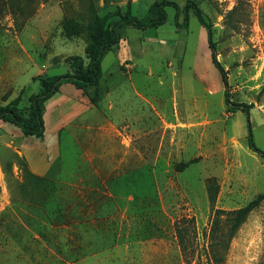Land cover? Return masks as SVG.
Instances as JSON below:
<instances>
[{
	"label": "rangeland",
	"instance_id": "374dc122",
	"mask_svg": "<svg viewBox=\"0 0 264 264\" xmlns=\"http://www.w3.org/2000/svg\"><path fill=\"white\" fill-rule=\"evenodd\" d=\"M157 1L0 0V106L21 95L27 116L42 77L71 72L70 57L87 62L91 22L117 20L129 2L135 16L147 18ZM168 1L181 9L186 3ZM193 1L212 27L227 86L195 11L189 27L177 29L176 11L167 7L168 20L159 28H121L120 44L103 59L101 92L110 86L117 104L104 143L100 136L94 141L93 131L80 146L62 131L61 143L50 150L53 161L40 156L42 141L0 134V210L12 205L18 211L0 213V236L11 238L0 251L13 263L217 264L206 235L216 211L240 209L264 194V158L249 145L251 123L264 153V0ZM65 19L80 23V35H64ZM226 98L252 107L233 112ZM7 215L18 217L16 227L4 223ZM182 218L195 220L191 263L176 236ZM13 234L25 237V245ZM220 264H264V201Z\"/></svg>",
	"mask_w": 264,
	"mask_h": 264
},
{
	"label": "trees",
	"instance_id": "16d2710c",
	"mask_svg": "<svg viewBox=\"0 0 264 264\" xmlns=\"http://www.w3.org/2000/svg\"><path fill=\"white\" fill-rule=\"evenodd\" d=\"M172 7L176 11L175 22L177 29L188 28L190 21V12L194 10L200 24L207 30L208 47L211 52V62L221 73L224 84L227 86V73L217 59L215 44L212 40V27L207 22L202 10L193 0H186L183 9L177 3L168 0H159L151 8V16L147 18H138L130 9V2L125 13L117 12V20H110L106 17L104 20L97 19L88 25V34L90 43L86 48V60L81 56H73L68 59L71 72L64 75L44 76L41 78L42 89L38 94L30 98L27 116L23 115L19 105L22 102V96L12 100L5 106H0V122L8 123L20 129L26 137H34L43 140L46 133L44 109L45 103L52 98L64 84H71L76 89L82 90L90 99L91 103L98 106L103 98L100 81L102 79V63L107 52L111 51L120 44L121 37L119 30L123 27H134L139 30L150 28H159L168 20L166 8ZM183 12L184 22H179L180 13ZM81 25L75 19H65L63 22L64 35L71 39L80 35ZM227 103L232 105L233 112L242 111L249 113L252 105L231 104L229 98ZM249 145L250 148L259 153L264 158V153L255 146L252 134L251 123H249ZM197 162V159L189 161L178 166L179 171H183L190 165ZM53 188L56 184L51 183ZM212 202L215 198L211 194ZM264 201V194L259 195L255 200L246 206L231 211L217 210L214 220L209 228L207 237L210 240L211 253L214 255L217 264L223 263L225 254L230 249L232 240L237 232L247 221L249 216ZM176 236L181 250L186 257V261L191 263L190 257L195 252V220L193 218H182L175 224Z\"/></svg>",
	"mask_w": 264,
	"mask_h": 264
},
{
	"label": "crops",
	"instance_id": "0c3cea01",
	"mask_svg": "<svg viewBox=\"0 0 264 264\" xmlns=\"http://www.w3.org/2000/svg\"><path fill=\"white\" fill-rule=\"evenodd\" d=\"M124 57V56H122ZM122 64H118L117 73L122 81L126 80L124 75V70L121 69ZM109 78H112V73H108ZM109 79V80H110ZM114 89H111L109 86V91L105 92L101 102L98 106H95L91 103L88 96L82 90L76 89L71 84H64L60 90L45 103L44 109V119H45V127L46 133L43 140L36 139L32 137V139H36L38 141H42L41 146L46 149L41 151L40 156L42 158L51 160H55L56 153L54 151H50L57 144H60L62 141L61 133L62 131H69L78 141V143H83L84 139L90 140V134H93V131H96L97 135L93 136L97 141L96 136L103 137L100 143H104L107 131L109 130V126H112V122L110 121L108 115L113 111L114 108L117 107L116 102L111 101L110 97L113 93ZM14 100V99H12ZM47 131L50 133V140H47ZM22 133L20 129L16 128L13 125L8 123L0 122V134L5 136H11L13 133ZM23 134V133H22ZM21 135V134H20ZM50 161V164L53 163ZM41 177L45 176V173L42 169L36 171ZM79 190H73L72 195H76ZM101 192V190H99ZM64 192V191H62ZM65 192H71L65 191ZM98 192V191H97ZM80 195V194H78ZM3 210H0V213H16V206H3ZM18 218V217H17ZM17 218L12 215H7V221L4 222L7 226L9 224H13L15 227L17 226ZM19 222L26 227L25 222L22 218H19ZM6 229V228H5ZM9 229V228H8ZM9 232V230H7ZM5 231V232H7ZM14 235V234H13ZM10 236V235H9ZM0 245L10 246L11 238H7V235L2 234L0 236ZM20 245H25L26 239L25 237L16 238L13 236ZM16 240H13L12 244L14 248L18 246ZM0 264H15L12 262V258L8 255V253H4V251H0Z\"/></svg>",
	"mask_w": 264,
	"mask_h": 264
}]
</instances>
